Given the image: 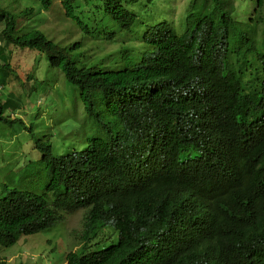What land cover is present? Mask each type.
<instances>
[{"label": "trees", "instance_id": "trees-1", "mask_svg": "<svg viewBox=\"0 0 264 264\" xmlns=\"http://www.w3.org/2000/svg\"><path fill=\"white\" fill-rule=\"evenodd\" d=\"M54 1L36 0L34 20ZM58 1L63 17L80 33L72 43L97 39L111 9L136 3ZM198 1L191 0L181 14V29L158 21L156 53L143 59L133 53L124 57L127 67L132 58L149 62L147 66L116 70L107 80L98 68L73 67L80 58L78 45L54 42L32 25L33 8L15 15L0 7L1 131L14 127L6 113L19 108L3 92L15 77L9 47L28 48L42 54L53 72L38 90L45 91L61 75L76 86L91 123L84 138L99 142L115 137L121 146V160L110 180L97 175L96 181L84 180L69 194L61 182L59 159L72 163L90 156L85 149L89 146H72L74 151L63 155L77 135L70 133L60 141L62 146H53L49 135L62 120L32 123L26 131L42 135H30L41 159L20 175L40 168L48 179L46 192L0 191V247L45 231V222H55L57 211L79 210L84 211L85 227L64 242V264H264V199L258 198L264 195V0H240L254 8L243 23L232 19L235 0ZM210 6L215 19L203 15ZM127 15L139 19L133 12ZM128 88L144 96H127ZM114 148L119 146L106 144L100 151ZM15 163L12 159L11 165ZM108 180L103 190L92 193ZM82 184H90L88 191L80 190ZM193 186L202 197L215 200L212 210L204 212L189 201ZM78 192L84 196L73 195ZM251 200L258 207L253 212L248 210ZM117 236L116 243L105 244Z\"/></svg>", "mask_w": 264, "mask_h": 264}, {"label": "rangeland", "instance_id": "rangeland-1", "mask_svg": "<svg viewBox=\"0 0 264 264\" xmlns=\"http://www.w3.org/2000/svg\"><path fill=\"white\" fill-rule=\"evenodd\" d=\"M34 2H36V0H0V7L7 8L15 15H18L25 8H33L34 11L33 17L31 16V24L35 26L36 22L38 24L41 21L37 27L55 41H63L68 44L80 38L79 32L74 28L72 23L63 17V10L58 0L54 1L49 11L42 12L39 15L37 14L36 20H34V14L36 13V4ZM190 2L191 0H152V4H147V6L141 10L140 15L145 23L167 21L169 24L179 26V29H181L183 27V21L180 23L181 14L185 11ZM198 3L202 4V1L199 0ZM253 3H256V0L253 1ZM239 4H241V7L238 6ZM236 5L235 12H238L240 15L239 18L242 21H245L242 15L251 12L252 7L248 4H244L240 0H235L234 6ZM203 15H209L210 19H214L215 15L212 12V6L209 8L206 7ZM232 18L233 20H237L235 13L232 14ZM19 22L22 23L23 21L19 20ZM25 23L26 21H24L21 26L25 25ZM1 28L0 25V31ZM114 48L113 46L106 45L103 47V50L105 52H110ZM9 49L12 53L10 66L16 74V78L9 80L3 92L6 95L10 94L24 101V105L22 109L17 112V115H15V113H10V117L12 119L20 118L27 125L30 122V118L35 115L32 110L40 106L37 111L42 115L41 118L36 121H31L30 123L36 126L37 123L44 125L48 124L49 121H56L60 118L62 123L53 124L52 133L49 135L51 136L53 146H62L60 141L66 138L65 132L67 131L71 130L74 135L81 137L83 132L87 133L90 128L87 123H84L82 120L75 122V118L79 120V116L82 119L86 117V115L84 116L82 106L78 102L76 96L70 103L71 105L59 109L62 98L65 100L70 99V89L65 85L66 83H64L62 77L56 74L55 82L52 87L48 88L45 92H40L37 85L51 76V73H48L44 58L35 51L13 47H9ZM96 51L99 52L100 49ZM122 53L126 58L129 57L126 51L123 50ZM34 88L36 92L33 93L32 91ZM73 106H77V109H74ZM42 118H45L46 121L42 120ZM34 132H21L19 135H8L5 137L6 139H0V151L5 149L6 152L4 156H0V182L3 181V176L4 179H11V182L7 184L0 183V191H7L9 189H14V187L23 192L33 194H41L44 191L45 183L42 173L37 172L33 174L32 171H29L27 174L20 175L18 169L11 168L10 164L7 165V157L11 153L15 155L22 154L25 153V150L32 149L34 140L29 139L30 135H33L34 139L42 138V135H40L37 130ZM56 139H58L60 144L56 143ZM62 154L66 155V151ZM78 213L79 211H76L63 219H59L53 227L36 235L21 237L9 248L0 247V264H64V242L67 244L68 236L74 233V231L83 229V219L80 221V225L77 226V228L72 229V224L74 225L79 217L77 215ZM72 216L74 219L71 220ZM107 240L105 244L110 241L115 243L117 237L113 240L110 238ZM79 241L80 239L77 242ZM71 247L73 249L75 246L71 245Z\"/></svg>", "mask_w": 264, "mask_h": 264}, {"label": "clouds", "instance_id": "clouds-1", "mask_svg": "<svg viewBox=\"0 0 264 264\" xmlns=\"http://www.w3.org/2000/svg\"><path fill=\"white\" fill-rule=\"evenodd\" d=\"M129 1H131V2L137 1V2L135 5H129V6L121 5L119 8L115 7L107 13L105 23L103 24V27L101 29L102 35H100L97 39L84 38L78 43H72L71 42L68 44H66L62 41L63 42L62 44H64V45H70V44L78 45L77 48H75V52H79L80 58H79V60L76 61V63L72 64L73 67L81 69L85 66H88V67L92 66V67L98 68V72L100 73V77L104 78L102 80H107L108 78H112L113 75L118 74L117 71H120V69H122V70H131V69L132 70H138V69H141L142 70L145 66H147L149 64V62H146V61H144V63L141 64V61L137 60L136 58H132V64L130 67H127V65L124 62L125 56L122 53L123 50L126 51L129 55H131V53H133L135 57L143 59V58H147L148 56H151L154 53H156L157 49L160 46L159 30L157 28V24L159 22L156 21V23L155 22H146L145 23V22H143L141 15H140L141 10L144 7H146L147 4H152V0H150V1L149 0H129ZM238 6L241 7V4H239ZM36 7H37V5H36ZM236 7H237V5L234 6V9H236ZM135 8H137L139 11L138 10L134 11ZM252 11L247 15H242V18L245 19V21H242L239 18L240 15L238 14V12L234 11L235 17L237 19L234 21L242 22V23L246 22L248 20V18H250L252 16ZM37 12L38 11H36V13ZM128 12H133L134 14L138 15L139 19L136 20L134 17L133 18L129 17L127 15ZM40 13H42V12H40ZM37 26H39V23L37 24V22H36L35 27H37ZM155 28H157V29H155ZM51 40H53V39H51ZM53 41L58 42L55 40H53ZM106 45L107 46H113L115 48L110 52H105L103 50V47ZM0 47H2L1 41H0ZM17 49H19V48H17ZM20 49H22V48H20ZM24 49H27L30 51H35V50L28 49V48H24ZM97 49H100V51L97 52L96 51ZM35 52H37V51H35ZM38 54H40V53H38ZM40 55L44 58V56L42 54H40ZM10 58H11V56H10ZM44 61H45V58H44ZM45 64H46V61H45ZM139 64H141V65L139 66ZM9 65H10V62H9ZM46 66H47V64H46ZM10 68H11V66H10ZM47 69H48V73H51V75H52L53 72L48 67H47ZM121 73H124V71ZM14 78H16V74H15V77H11V79H14ZM54 82H55V80H54ZM53 83L51 84V86L46 87L45 89L47 90L48 88H51ZM64 83H66L65 85L68 86L70 89V99L65 100L64 98H62L61 105H60L59 109H61L62 107H67L68 105H71L70 103L73 101V99H75V96H76L78 102L81 104L82 109H83V105L80 102L81 99L79 97L76 86L71 84L67 80H65ZM7 84H6V86H7ZM39 91L45 92V91H41V90H39ZM32 92L33 93L36 92L35 88L33 89ZM8 95H10V94H8ZM10 96L13 97L12 95H10ZM13 98L18 102V106H19V108L13 113H17L22 109V106L24 105V101H22L19 98H15V97H13ZM39 107L40 106H38L36 109L32 110L34 113H37V114L30 118V122L35 120L34 117L40 115L38 113L39 111H37V109ZM73 108L77 109V106H73ZM52 110L57 111L55 109H52ZM83 113L85 116L84 109H83ZM8 117H9V120L11 122H14V125H13L14 127L12 129L7 130L5 133L1 131L2 127H0V139H2V140L6 139L5 137L8 135H14V134L19 135V133H21V132H26V130L22 128V125H25V123L20 118H13L12 119L10 117V113H9ZM42 120L46 121L45 118H42ZM37 126H40V124L37 123ZM19 128H21V131H19ZM90 129H91V126H90L89 131L87 133L83 132L82 137H84L86 134H90ZM48 140H52L51 136L48 138ZM57 141H58V139H56V142ZM69 143L71 145V144H73V141H71ZM210 150H213V147H210ZM37 163H39V160ZM187 165H188L187 167H192V165H189V164H187ZM194 165L197 166V163H195ZM39 171H41V169L35 168L32 171V173L35 174ZM192 172H198V170L195 169ZM12 173H16V172H12ZM239 175H241V173H239L238 176ZM96 180H97V176L94 179V181H96ZM8 182H11V179H4V176H3V181L0 183L7 184ZM89 185L90 184H82L80 186V190L86 189L88 191L87 187ZM193 188L195 189V194L192 195V197L190 198L189 201L192 204L200 205L201 209H203L204 212L212 210L214 203H215V200L202 197L198 191V187L193 186ZM14 189H16V188L14 187ZM86 190H85V192H87ZM258 198L264 199V195L262 194ZM251 202H252V200H251ZM85 204L86 205H84V207L92 208V204H89V203H85ZM263 207L264 206H262L261 208H263ZM250 209H251V212L256 211L258 209L257 204L254 203V205H253V202H252V207L249 208L248 210H250ZM252 209H253V211H252ZM111 221H113V219L109 220V222H111ZM84 224H85V220L83 219V222H82L83 229L85 227ZM39 231H42V230H39ZM117 240H118V236H117ZM177 249L181 250V246L177 245Z\"/></svg>", "mask_w": 264, "mask_h": 264}, {"label": "bare ground", "instance_id": "bare-ground-1", "mask_svg": "<svg viewBox=\"0 0 264 264\" xmlns=\"http://www.w3.org/2000/svg\"><path fill=\"white\" fill-rule=\"evenodd\" d=\"M147 86L148 85L144 86V88H146ZM0 87H1V84H0ZM18 87H20V86H18ZM128 90H129V93H125V95H127V96H131V95L135 96V97L144 96V94L139 90L130 89V88H128ZM150 91H151V89H150ZM136 106H139V105H136ZM13 111H14L13 109H9L6 114H9ZM34 114L36 115L37 113H34ZM15 115H17V113H15ZM41 116L42 115H38V116L34 117L35 120H33V121H36L37 119L41 118ZM80 120H82L84 123H87V125L90 124V126H91V123L87 118L84 117L82 119L80 116H79V120L77 118H75V122H78ZM31 124L32 123H28L27 125L26 124L22 125V128L27 130V129H29ZM70 133H72L71 130L65 132V134H66L65 139H67V136ZM93 134L97 135V137H101L100 131H93ZM106 144H113V146H119V148H114V149L110 150L108 153L104 154L100 151V149L103 147V145H106ZM69 146H70L69 148L66 147L68 150L65 149L66 154H68L71 151H74L72 146H74L75 148H78L79 146H89L85 149H86V152L90 154V156H83V159H78V161L72 162V163H70V161L63 163L64 160L59 159V163H61V164H58V167H59L61 182L63 183L65 192H67L69 194L73 193V190L78 183H80L84 180H87V179H89V181H92L96 178L97 175H100L101 181L105 178L110 180V177H111V174H112L114 168L119 164V162L121 160V146L119 144V140L116 139L115 137H109L107 139H102L99 142H95L93 140H87L84 137L77 136V138H75L73 140V144H71ZM7 147H11V146H7ZM24 152L25 153L16 154V155L14 153H11L7 157V159H8L7 165L10 164L11 168L18 169V173L21 172L26 167L36 166V162H38V160L41 159V156L38 155V151L36 150L35 144L31 150L27 149ZM5 154H6L5 149L0 151V156H4ZM78 158H80V157H78ZM12 159L16 161L14 166L11 165ZM73 159H76V157H73ZM73 165H81L83 167L79 168V169H75V167ZM37 169H40V168L37 167ZM39 172L41 173V171H39ZM42 175L44 176V183L46 186L48 183V179H47L45 174L42 173ZM109 180L105 184H98V187L92 193L103 190L108 185ZM45 192H46V189L44 188V191L41 194H43ZM37 195H40V194H37ZM73 195L84 196L80 192H78L77 194H73ZM0 197H4V195H0ZM70 214H72V213L66 212L63 210L57 211L55 222L50 223V224H47L48 222H45L44 226L47 225V227L43 230H47V229L53 227L59 219H63L65 217L69 216ZM83 214H84V211H79V213L77 214L79 217L76 220L75 224L74 225L72 224V229L77 228V226L80 225V221L83 218ZM72 219H74L73 216L71 217V220ZM81 231H82V229H81ZM73 251H75V250H73ZM66 252H68V251H66Z\"/></svg>", "mask_w": 264, "mask_h": 264}]
</instances>
